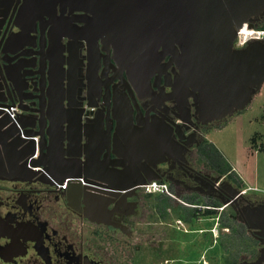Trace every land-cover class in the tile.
Wrapping results in <instances>:
<instances>
[{
	"label": "flooded vegetation",
	"instance_id": "af4514ba",
	"mask_svg": "<svg viewBox=\"0 0 264 264\" xmlns=\"http://www.w3.org/2000/svg\"><path fill=\"white\" fill-rule=\"evenodd\" d=\"M117 6V0L0 4V105L39 120L48 145L38 159L45 169L16 173L0 133V264H213L217 219L225 212L257 241V255L240 261L255 260L261 236L246 214L264 199L203 161L207 136L224 118L203 124L185 81L179 102L171 97L179 70L167 64L168 55L154 64L130 59L126 49L146 44L120 16L129 11ZM61 132L64 154L82 164L81 176L65 186L52 177L65 171ZM151 181L163 191L148 192ZM237 190H245L243 197H233ZM171 232L183 242L195 235L201 258L186 260L195 253L184 247L170 258Z\"/></svg>",
	"mask_w": 264,
	"mask_h": 264
},
{
	"label": "water",
	"instance_id": "95a60500",
	"mask_svg": "<svg viewBox=\"0 0 264 264\" xmlns=\"http://www.w3.org/2000/svg\"><path fill=\"white\" fill-rule=\"evenodd\" d=\"M2 0H0L1 4ZM120 10L126 9L132 32L139 45L126 49L133 62L156 63L165 55L167 64H174L179 70L172 84L171 97L179 102V95L187 85L194 93L195 113L207 124L221 120L244 109L264 82V41L252 40L243 48H233L236 32L243 24L253 27L254 18L264 14V0H117ZM123 14V13H121ZM196 92V94H195ZM189 92L186 93L187 97ZM187 99L183 101L186 104ZM182 105V103H181ZM180 105V106H181ZM2 106V107H1ZM0 105V115L6 120L0 122V133L10 145V171L33 174L45 169L38 162L40 154H46L39 120L28 122L31 114H15L11 118ZM92 105L91 108H101ZM102 109V108H101ZM101 122L102 116H101ZM186 118H183V120ZM63 121L61 124L63 125ZM40 130H35V128ZM60 128V127H59ZM32 132V133H31ZM39 135L40 137H38ZM34 137H38L37 141ZM60 157L65 170L59 176H52L58 184L76 182L71 177L81 176L80 160L69 161L64 154L66 140L59 136ZM1 143V141H0ZM36 147L38 154L35 157ZM1 161V155H0ZM70 168V169H69ZM73 170L66 172V170ZM220 178V176L218 177ZM17 180V179H16ZM23 180V178H18ZM237 190L233 197H243ZM230 200H225V205ZM249 228L256 230L262 247L259 256L252 261L243 260L237 264H264V203L260 210L251 208L246 214ZM254 222V223H252Z\"/></svg>",
	"mask_w": 264,
	"mask_h": 264
},
{
	"label": "rangeland",
	"instance_id": "374dc122",
	"mask_svg": "<svg viewBox=\"0 0 264 264\" xmlns=\"http://www.w3.org/2000/svg\"><path fill=\"white\" fill-rule=\"evenodd\" d=\"M207 141V153L203 161L217 171L224 172L230 169L229 177L233 182L246 188L248 194L264 199V82L244 109L212 126ZM217 221L220 237L217 261H213V264H235L242 258L252 259L257 255V241L248 236L243 224L237 220L228 219L227 212L219 215ZM172 223L179 225L177 222ZM227 226L230 227V234L225 229ZM222 233L227 235H221ZM169 239L170 258L177 255L172 252L173 249L182 247L187 250V253L190 250L195 253L187 254L186 260L201 258L196 256L197 249L193 246L198 243L195 235L184 238L183 242L182 238L180 240L171 232ZM154 244L160 243L155 241ZM160 260L155 263L160 264L162 262ZM185 264H199V262L190 261Z\"/></svg>",
	"mask_w": 264,
	"mask_h": 264
},
{
	"label": "built area",
	"instance_id": "2783aa9c",
	"mask_svg": "<svg viewBox=\"0 0 264 264\" xmlns=\"http://www.w3.org/2000/svg\"><path fill=\"white\" fill-rule=\"evenodd\" d=\"M264 38V30L259 29L255 26L249 27L247 23L243 24L241 28H239L236 32V37L233 41V47L236 48H243L248 42L252 40H260ZM5 112L9 113L11 118L15 117L16 111L18 110L16 106H10L9 108L4 107L3 108ZM37 141V138H35ZM38 153V148L36 147V151L34 156L36 157ZM67 182L64 181L63 186H65V183ZM164 185L156 182V181H151L148 184L145 185V189L148 192L152 193H159L162 192L164 189ZM243 190L242 192H244Z\"/></svg>",
	"mask_w": 264,
	"mask_h": 264
},
{
	"label": "trees",
	"instance_id": "16d2710c",
	"mask_svg": "<svg viewBox=\"0 0 264 264\" xmlns=\"http://www.w3.org/2000/svg\"><path fill=\"white\" fill-rule=\"evenodd\" d=\"M257 28H259V29H262V30H264V15H263V19L257 24V26H256ZM230 170V169H229ZM229 170H227V171H219V172H221V173H226V172H229Z\"/></svg>",
	"mask_w": 264,
	"mask_h": 264
},
{
	"label": "crops",
	"instance_id": "0c3cea01",
	"mask_svg": "<svg viewBox=\"0 0 264 264\" xmlns=\"http://www.w3.org/2000/svg\"><path fill=\"white\" fill-rule=\"evenodd\" d=\"M244 188V187H243ZM246 189V188H245Z\"/></svg>",
	"mask_w": 264,
	"mask_h": 264
}]
</instances>
